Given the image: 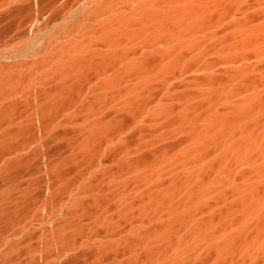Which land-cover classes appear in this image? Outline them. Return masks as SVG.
Instances as JSON below:
<instances>
[{
    "label": "bare ground",
    "instance_id": "obj_1",
    "mask_svg": "<svg viewBox=\"0 0 264 264\" xmlns=\"http://www.w3.org/2000/svg\"><path fill=\"white\" fill-rule=\"evenodd\" d=\"M12 178L0 264H264V0H0Z\"/></svg>",
    "mask_w": 264,
    "mask_h": 264
},
{
    "label": "rangeland",
    "instance_id": "obj_2",
    "mask_svg": "<svg viewBox=\"0 0 264 264\" xmlns=\"http://www.w3.org/2000/svg\"><path fill=\"white\" fill-rule=\"evenodd\" d=\"M39 21H40V20H39ZM37 22H38V21H37ZM37 22H36V23H37ZM36 23H35V24H36ZM41 23H42L41 26H40V24H39V22H38L39 25L36 24L35 27L38 26V28H39V27L41 28L42 25L44 24L43 22H41ZM29 25H30V24H28V26H29ZM43 26H45V25H43ZM35 27H34V28H35ZM46 27H47V26H46ZM38 28H36V30H37ZM43 28H44V27H43ZM41 29H42V28H41ZM38 30H40V29H38ZM32 31L34 32V34H32ZM32 31H31V34H32V36H35V43L37 42L36 44H40L41 41H38V35H41V34L46 33V31H48V28H46V29L44 28V30H40V31H38V32H36L35 29H34V30L32 29ZM13 36H14V35H13ZM12 46H13V47H11V48L13 49V48H14V44H13ZM9 48H10V47H9ZM28 173H29V172H28ZM25 174H27V173H25ZM30 174H31L30 177L33 176L31 179H33V178H35V177L37 176L36 174L33 175V174H32V171H30ZM27 177H28V179H29V176H27ZM27 177L25 176V178H27ZM12 179H13V178H12ZM12 179H10L9 182H8V180L0 181V182H1V183H0V207H1V205L3 204V208H4V204H5V202H6V204H7V205H5V206L8 207L7 210H4V209H6V208H4V209H2V207L0 208V211H1L0 216H1V218L4 217V219H1V221H0V223H1V222L3 223V224H0V226H2V225H3V227H4L5 225H6V226H9L8 228H7V227L5 228V232L7 231L6 229H8V233L6 232V235L9 234L8 236H10L11 230L13 231V234H14V235L11 233L12 235L10 236V237L12 238V242H11V243H13L16 239H17L16 242L19 240V239H18V238H19V235L17 234L18 232H17V231H16L17 233L15 232V233L17 234V235H16V234L14 233V231L17 230V228H18V230H20L19 228L22 227V225H23L25 222H31V220L33 219V218H30V216L33 215V214H31V212H28V213H30L31 215L28 214V213H25V215L28 214V216H25V215L23 216V215H21V216H20V217H21V222H20V223H17L18 221H20V220H18L19 217L17 218L18 221H17L16 219L13 220V222L16 221L17 224H16V223L13 224L12 221H10V222L7 223V220H6V222H5V217H6V218L10 217V216H7V215H6V214H7L6 212H7V211L9 212V210L11 211V207H12L11 204H13V202H15V200H16V201L18 200V197H17L18 194L16 195V192H14V190H15V185H16V183H17L18 181H22V180L24 179V177H23V179H20V180H18V181L16 180V181H17V182L15 181L16 183H14V179H13V180H12ZM28 179H27V180H28ZM24 180L26 181V179H24ZM6 181H7V182H6ZM3 182H5V183H3ZM10 182H11L12 185L10 184ZM2 183H3V184H2ZM5 185H6V186H5ZM3 186H4V187H3ZM10 186H11V187H10ZM2 189H3V190H2ZM7 189H8V190H7ZM13 189H14V190H13ZM7 191H9V192H7ZM2 193H3V194H2ZM14 193H15V194H14ZM4 194H5V195H4ZM6 194H7V195H6ZM2 195H3V196H2ZM4 196H5V197H4ZM6 197H7L8 199H7ZM10 197H11V198H10ZM5 198H6V199H5ZM13 198H16V199L13 200ZM4 199L7 200V201H5ZM1 200H2V201H1ZM12 200H13V201H12ZM9 201L12 202V203L10 204ZM111 201H113L112 203L110 202V203L112 204V205H111V207H112V206H113V203H114V200H111ZM117 201H118V200H117ZM115 203H116L117 205H116ZM115 203H114V206H113V207H116V206L119 205V201H118V202L115 201ZM8 204H9V206H8ZM9 208H10V209H9ZM12 209H13V208H12ZM3 214H4V215H3ZM41 214H42V215H43V214L45 215V213H44L43 211L40 210V212H38V215H41ZM97 214H99V216H98ZM97 214H96V216H98L99 218H101V214H100V213H97ZM22 216L25 217V218H28V217H29V219H31V220H28V219H27V221L24 220L25 222H23V221H22V218H23ZM34 217H37V215H35ZM98 217H96V218H98ZM25 218H24V219H25ZM96 218H95V219H96ZM19 219H20V218H19ZM38 219H39V216H38ZM2 220H3L4 222H3ZM34 220L37 221V218H34ZM91 220L93 221V217L91 218ZM97 220H98V219H97ZM8 221H9V220H8ZM36 221H35V222H36ZM22 222H23V223H22ZM21 223H22V224H21ZM12 224H13V226H12ZM14 225H16V226H14ZM19 226H20V227H19ZM3 227H2V228H3ZM9 228H10V229H9ZM3 229H4V228H3ZM9 230H10V232H9ZM15 238H16V239H15ZM36 238H37V236H36ZM36 238H35V239H36ZM41 238H43V237H38L37 240L40 241V240H42ZM33 239H34V238H32V242H34V243H33V246H31V245H32V242H30V241H29V243H26V246H27V247L25 246V244H24V246H20L21 244L16 246V247H17V248H15L16 252L18 251V249H21V250H22L21 252L24 253V255H23L22 253H19L18 258H17V257H14L15 255H14V256L12 255L11 258L6 257V259L4 260V261H5L4 264H6L7 261H8V264H19V263L21 264V260L23 261V257L26 259V261H25V259H24V263H27L28 261L30 262V260L34 257V256H33L34 252H33L32 250H34L35 247H36V246H34V245H35V242L37 243V240L34 241L35 239H34V240H33ZM39 239H40V240H39ZM13 240H14V241H13ZM14 243H15V242H14ZM38 243H39V242H38ZM15 244H16V243H15ZM28 244H29L30 246H29ZM23 250H25V251L28 252V253L23 252ZM31 251H32V252H31ZM20 255L23 256V257H20ZM16 256H17V255H16ZM28 256H29V257H28ZM26 257H28V259H27ZM30 257H31V258H30ZM12 258H15V259H12ZM19 258H20V260H19ZM7 259H8V260H7ZM10 259H11V260H10ZM16 259H17V260H16ZM14 260H15V261H14ZM9 261H10V263H9ZM12 261H14V262H12ZM17 261H18V262H17ZM31 262H32V261H31ZM31 262H30V263H31ZM30 263H27V264H30Z\"/></svg>",
    "mask_w": 264,
    "mask_h": 264
}]
</instances>
